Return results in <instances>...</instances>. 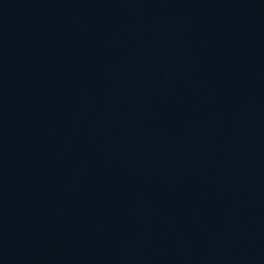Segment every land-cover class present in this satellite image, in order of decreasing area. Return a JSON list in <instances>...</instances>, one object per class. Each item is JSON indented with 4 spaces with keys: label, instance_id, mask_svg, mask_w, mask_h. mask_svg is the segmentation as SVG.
Segmentation results:
<instances>
[{
    "label": "water",
    "instance_id": "95a60500",
    "mask_svg": "<svg viewBox=\"0 0 264 264\" xmlns=\"http://www.w3.org/2000/svg\"><path fill=\"white\" fill-rule=\"evenodd\" d=\"M0 264H264V0H0Z\"/></svg>",
    "mask_w": 264,
    "mask_h": 264
}]
</instances>
